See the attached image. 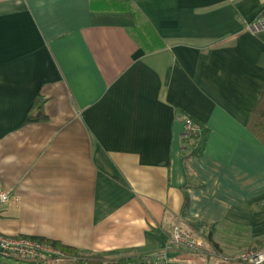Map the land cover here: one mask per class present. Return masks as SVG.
Wrapping results in <instances>:
<instances>
[{
	"label": "crops",
	"instance_id": "1",
	"mask_svg": "<svg viewBox=\"0 0 264 264\" xmlns=\"http://www.w3.org/2000/svg\"><path fill=\"white\" fill-rule=\"evenodd\" d=\"M260 17L264 0H0V231L133 262L180 224L203 247L170 261L241 264L264 244ZM36 94L47 119L26 123Z\"/></svg>",
	"mask_w": 264,
	"mask_h": 264
},
{
	"label": "built area",
	"instance_id": "2",
	"mask_svg": "<svg viewBox=\"0 0 264 264\" xmlns=\"http://www.w3.org/2000/svg\"><path fill=\"white\" fill-rule=\"evenodd\" d=\"M252 32L264 30V17L257 18L248 26ZM200 126L197 122L189 117L183 120V139H192L198 133ZM14 195L6 191L1 184L0 179V214L3 213L14 199ZM181 246L192 249H200L203 247V241L199 237L193 235L190 231L175 224L172 228L170 241L168 245L159 249L150 255H142L131 264H177L169 260L167 250L170 246ZM26 263H46L58 264L61 261L67 264L74 260L62 253L59 249L52 245L33 239L28 235H11L0 231V264L13 261ZM233 260L243 264H264V244L254 249H247L234 256Z\"/></svg>",
	"mask_w": 264,
	"mask_h": 264
},
{
	"label": "trees",
	"instance_id": "3",
	"mask_svg": "<svg viewBox=\"0 0 264 264\" xmlns=\"http://www.w3.org/2000/svg\"><path fill=\"white\" fill-rule=\"evenodd\" d=\"M28 115L26 118V123L32 122H41L47 119L46 115L43 112V98L36 94L29 109ZM199 124V123H198ZM248 128L249 130L263 143L264 145V88L261 92L259 100L254 106L251 115L248 120ZM200 130L196 133L192 139H183L184 142L189 144V152L188 155H198L201 153L203 149V145L205 142V138L207 135V128L203 125L199 124ZM33 239H37L41 242L48 243L53 247L59 249L62 253L74 257V260L69 264H112V263H126L127 260L125 258H119L115 260H111L109 262H105L106 256H112L118 254L113 251L108 252H88V251H80L78 249H74L67 245H64L58 241L47 239L44 237H33ZM29 264H46V263H29Z\"/></svg>",
	"mask_w": 264,
	"mask_h": 264
},
{
	"label": "rangeland",
	"instance_id": "4",
	"mask_svg": "<svg viewBox=\"0 0 264 264\" xmlns=\"http://www.w3.org/2000/svg\"><path fill=\"white\" fill-rule=\"evenodd\" d=\"M119 258H123V256H121L120 254H115V255H112V256H106V258H105V262H109V261H111V260H115V259H119ZM236 261V260H235ZM236 262H239V261H236ZM10 263H12V262H10ZM240 263V262H239ZM12 264H29V263H26V262H22V261H19V262H17L16 263V261L14 260L13 261V263ZM58 264H67L66 262H64V261H61L60 263H58ZM69 264V263H68ZM241 264H243V263H241Z\"/></svg>",
	"mask_w": 264,
	"mask_h": 264
},
{
	"label": "water",
	"instance_id": "5",
	"mask_svg": "<svg viewBox=\"0 0 264 264\" xmlns=\"http://www.w3.org/2000/svg\"><path fill=\"white\" fill-rule=\"evenodd\" d=\"M112 264H131V263L126 262V263H112Z\"/></svg>",
	"mask_w": 264,
	"mask_h": 264
}]
</instances>
